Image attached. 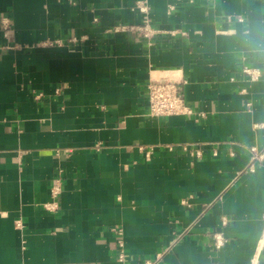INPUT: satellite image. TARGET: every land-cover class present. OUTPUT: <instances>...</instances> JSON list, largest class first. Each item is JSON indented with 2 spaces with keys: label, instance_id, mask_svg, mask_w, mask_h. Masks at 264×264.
Segmentation results:
<instances>
[{
  "label": "crops",
  "instance_id": "1",
  "mask_svg": "<svg viewBox=\"0 0 264 264\" xmlns=\"http://www.w3.org/2000/svg\"><path fill=\"white\" fill-rule=\"evenodd\" d=\"M138 1L0 0V264H253L264 0H148L151 38ZM161 77L194 116L149 115Z\"/></svg>",
  "mask_w": 264,
  "mask_h": 264
},
{
  "label": "built area",
  "instance_id": "2",
  "mask_svg": "<svg viewBox=\"0 0 264 264\" xmlns=\"http://www.w3.org/2000/svg\"><path fill=\"white\" fill-rule=\"evenodd\" d=\"M135 8L139 10L143 16V23L138 26L137 29L141 31L145 37L151 38L154 36L156 31L151 26V19L149 14V3L148 0H139L136 3ZM2 27L4 34L7 37L11 30V21L9 18L2 19ZM243 72L246 75L251 76L253 80L261 77L259 72L256 70L245 67ZM187 81L182 78H152L147 86V96L149 102V115L151 117H167V116H188L192 117L195 115L194 109L189 105L186 100L184 86ZM188 148L185 147V150ZM151 152L147 155L150 156ZM199 155L200 153L197 152ZM264 162V150H260L257 147L251 148V165L250 171L253 172L258 164ZM57 178L55 185L52 188V201L45 204V208L50 211H56L59 207V200L62 195L63 184H62V173ZM264 220V217H263ZM224 223L227 224V220L224 219ZM119 234L123 235V230H118ZM215 246L220 249L225 246L227 240L221 233L214 234ZM121 241V240H120ZM264 248V230L262 236L258 242L257 253L255 254L252 262L257 264L258 258L262 249ZM120 255L119 260L123 261L125 257L124 244L120 242ZM145 264H155V261H147Z\"/></svg>",
  "mask_w": 264,
  "mask_h": 264
}]
</instances>
